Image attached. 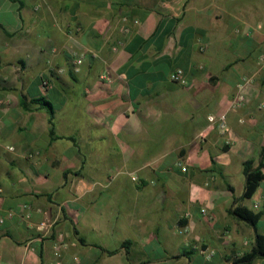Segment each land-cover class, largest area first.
Here are the masks:
<instances>
[{"label": "crops", "instance_id": "0c3cea01", "mask_svg": "<svg viewBox=\"0 0 264 264\" xmlns=\"http://www.w3.org/2000/svg\"><path fill=\"white\" fill-rule=\"evenodd\" d=\"M263 53L264 0H0V264L251 252L264 181L242 200L243 165L264 148ZM246 76L230 131H207ZM236 206L262 214L256 228Z\"/></svg>", "mask_w": 264, "mask_h": 264}, {"label": "trees", "instance_id": "16d2710c", "mask_svg": "<svg viewBox=\"0 0 264 264\" xmlns=\"http://www.w3.org/2000/svg\"><path fill=\"white\" fill-rule=\"evenodd\" d=\"M43 106H49V102L45 98H40L37 100ZM51 134L54 136V130L51 129ZM244 175H245V192L242 196V200L251 199L262 181H264V148L261 152V157L259 163L256 165L254 160H248L244 163ZM230 190L234 192V189L229 186ZM237 202L238 199H235ZM230 213L237 219L244 221L255 228L257 227L258 222L260 221L262 214L256 213L253 210L245 206H236L234 209L230 210ZM129 245L130 242L124 243L123 246ZM116 251H108V254H114ZM257 259H264V234H257L254 247L251 252L244 254L243 256L236 258L233 261V264H252Z\"/></svg>", "mask_w": 264, "mask_h": 264}, {"label": "built area", "instance_id": "2783aa9c", "mask_svg": "<svg viewBox=\"0 0 264 264\" xmlns=\"http://www.w3.org/2000/svg\"><path fill=\"white\" fill-rule=\"evenodd\" d=\"M82 61H83V58L81 57V58L75 60L74 64L76 66H80ZM258 66H259L260 69L264 68V53L259 56ZM170 78H171V80L173 82L178 83L180 85L186 86L188 84V82H187V80L185 78L184 71L182 69H178V70L174 71L171 74ZM253 82H254V77L253 76H251V77L250 76H246L239 82V84L237 85L236 95L231 100L227 112H224V113L219 114V115H210L208 117L209 125H208V130L207 131H210V130L212 131L214 129H217L222 134H226V133H228L230 131L229 130V126H228V119H227L228 112L230 110L234 109V108L241 107L244 104V101H245V96H244L245 90ZM43 84H44V86H47L48 82L46 80H44ZM202 137H204V134L202 135ZM9 149L13 150V148H9ZM183 171H186V168H183ZM200 212H201L202 215H206V216L208 215L209 216V212H208V210L206 208H202L200 210ZM9 215L12 216L13 214L10 213ZM27 217L29 218L30 215L27 214ZM0 221L3 222L2 219H0ZM52 227H53V222H51L49 219H46V220L40 222L37 225L36 229L40 233H45L46 231H48ZM202 253L208 254V256H210V257L214 255L213 251H209V250H206V249L204 251H202ZM50 264H64V263L61 262V261H56V262H52Z\"/></svg>", "mask_w": 264, "mask_h": 264}, {"label": "rangeland", "instance_id": "374dc122", "mask_svg": "<svg viewBox=\"0 0 264 264\" xmlns=\"http://www.w3.org/2000/svg\"><path fill=\"white\" fill-rule=\"evenodd\" d=\"M233 183H234V185H235L236 187L239 186L238 179L235 178V179L233 180Z\"/></svg>", "mask_w": 264, "mask_h": 264}]
</instances>
